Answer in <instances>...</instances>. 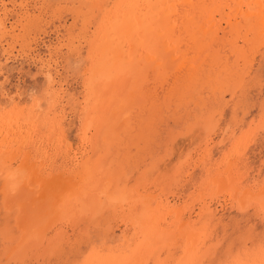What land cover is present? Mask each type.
Here are the masks:
<instances>
[{"label":"rangeland","instance_id":"obj_1","mask_svg":"<svg viewBox=\"0 0 264 264\" xmlns=\"http://www.w3.org/2000/svg\"><path fill=\"white\" fill-rule=\"evenodd\" d=\"M134 1L0 0V264H264V23L242 53L212 49L205 61L180 39L172 58L155 41L137 83L91 82L101 37ZM181 73L190 94L163 97ZM23 149L42 178L72 177L82 200L68 189L58 214L10 209L4 175ZM154 219L169 234L153 244L143 225Z\"/></svg>","mask_w":264,"mask_h":264},{"label":"bare ground","instance_id":"obj_2","mask_svg":"<svg viewBox=\"0 0 264 264\" xmlns=\"http://www.w3.org/2000/svg\"><path fill=\"white\" fill-rule=\"evenodd\" d=\"M141 1H143V0H141ZM137 3H138V0L137 1L135 0L131 4L136 6ZM261 3H262V0H144L143 2H141V4H138V6H136L135 8H131L129 15L127 14V12L124 11L126 9L123 8L122 9L123 11L121 10L120 13L123 14L122 16L124 18L126 17V19L123 21L124 18L122 17L121 21H117L118 24H115L116 26L114 27L115 31L113 32V30H111L113 33L110 31L107 34L108 37L107 36L101 37L102 41H101V39H100V41L102 42V44L99 40L97 41L98 43L100 42V45L98 46V48L96 50L97 58L93 62L92 73H91L92 78L91 79L89 78V79L91 82L94 81V83H95L96 81L97 82L101 81L102 78L117 79L118 77L125 76V77H130V79H131L130 81L133 80L132 81L133 84H135L134 83L135 81L137 83V79H138V74H137L138 69L137 68H142L145 71L148 70L149 58L151 55L155 54L156 47H154V48L151 47L152 53H151V51L147 50V48L149 49L150 46L153 45L151 43H154L155 41H159L160 44L157 43L158 45H161L165 41L164 45H167V47H170L168 49V52L171 54L172 58L175 57V55H176V57H178L177 54L178 53L181 54V51L183 50V49L181 50L182 47L181 48L179 47L181 45L180 43L182 42L180 39L185 41V43H186L185 45L187 47V50L188 49L192 50L196 47V49L198 51L197 57H199V59L205 60V61H206V57L208 56L207 52L211 51L212 49H216V50L220 51L221 53H226L229 50L234 51V52L237 51L238 53H242L244 51V48H246L248 43L250 42V40L248 39L249 37L247 35L252 34V33L258 35V33L261 31V30L259 31V28H261V26L264 23V19H263L262 13H261V11H262L261 9H263L262 6H260ZM216 8L219 9L220 12L222 11L221 16L226 15V17L228 16V18L224 17L221 19L219 17L221 20L217 21L216 17L212 16L215 14L214 11ZM217 9H216V11H217ZM212 17H213V20H211ZM237 20H239V22ZM231 21H235V23H233ZM225 22L228 24L227 28L223 27V24ZM228 29L230 30V32L227 31ZM5 30L7 31V29H5ZM249 32H251V33H249ZM206 34L208 35V37H206ZM241 41L244 42L243 45L240 43ZM255 41H256V39H255ZM111 44H112V46H111ZM253 44H255V43H253ZM94 49H95V47H94ZM108 50H109L110 54H108ZM251 50H252V48H251ZM237 52L235 53V55L237 54ZM101 53H103V55H101ZM144 53L147 56L148 55L149 56L147 58L144 57ZM163 54H164V52H163ZM185 54H187V53H185ZM252 54H254V52ZM194 56H195V53H194ZM163 57H165V55H163ZM103 58H105V59H103ZM102 59L104 61H99ZM160 59H162V58L159 57L158 61ZM179 61H181V60H179ZM190 61H191V59H190ZM100 62H102V63H100ZM181 62H183V61H181ZM249 62H252V61H249ZM193 64L194 63H192V65ZM128 65H130V66L127 67ZM160 65H162V64H160ZM166 65H167V63H166ZM174 65H173V67H175ZM196 65H197V63H196ZM176 67H178L177 64H176ZM199 67H200V65H199ZM219 67H220V65H219ZM181 68H183V67H181ZM174 69H176V68H174ZM195 69L196 68H194L193 70H195ZM205 69H206V67H205ZM149 70H150V68H149ZM167 70H168V68H167ZM175 71H177V70H175ZM183 72H184V70H183ZM185 72H187V71H185ZM201 73H202V71H201ZM166 74H170V73H166ZM181 74L182 75H180L177 78H176V76H174V77L171 76V78H173V80L177 84L178 83L179 84L174 85V86L171 85L172 87H170V90H166L163 93V95H162L163 97H166V95L168 93L169 94L172 93L174 95L172 97L173 99L175 98L176 95H180V97H183V95L185 96V94H186V96H188V94H190V93L186 92L188 90V86H190L189 83H191V82H189L190 78H188V81H183V83H182L181 80H183V77L185 76V74L184 73H181ZM187 75H188V73H187ZM51 77H49V78H51ZM168 77H169V75H167L165 80H168ZM150 78H152V77H150ZM118 79H120V78H118ZM52 81H54V80H52ZM164 83H166V82L164 81ZM170 83H173V82H170ZM156 84L157 83H155V85ZM162 85H163V82H162ZM169 85L166 86L167 89H169ZM49 87H50V85H49ZM51 87H53V86H51ZM49 89H51V88H49ZM154 89H157V88H154ZM157 93H159V92H157ZM169 94L167 96H169ZM169 97H171V96H169ZM176 97H179V96H176ZM180 97L177 99H180ZM166 98H168V97H166ZM163 100H164V98H163ZM156 103L158 104V102H156ZM161 107H162V105H161ZM157 118H158V116H157ZM151 119H153V118H151ZM23 125H26V124H23ZM138 127H142V126H138ZM6 128H8V127H6ZM14 128H15V126H14ZM135 128L137 129V127H135ZM20 130L22 131V128ZM146 130H149V129H146ZM28 131L29 130H27L26 132H28ZM140 131H143V130L140 129ZM1 134H2V132H1ZM20 134H22V132H20ZM14 136H13V138H14ZM26 136H28V135H26ZM2 137H3V135H2ZM19 137H21V136H19ZM14 139H16V138H14ZM31 139H32V137H31ZM15 142H17V141H15ZM26 143H29V142H26ZM0 144H1V142H0ZM22 145L24 146L25 144H22ZM1 147H4V146L1 145ZM41 153H43V152H41ZM41 153H40V155H41ZM11 157H14V156H11ZM45 157L46 156H44V157L42 156L39 160V161H41V166L44 168H45V165L47 163V161L45 160ZM10 161H12V160H10ZM16 162H20V167L15 169V170L6 172V174L5 175L3 174V175H4L5 180H6V184H5L6 185V191L9 195V198L12 201V204L11 203L9 204V208L11 209V208L19 207L18 210L20 209V217L23 218L25 216V214H23L24 209L22 210V208H24V207L29 208V206H31V208L33 209V212H31L30 215H37L38 217L39 216L41 217V216H44L46 213H50V212H54L55 214H58V212H57L58 208H56L57 202L60 200H63L64 194H66V191L68 189H69L68 192L72 191L70 193V195L74 196L77 199V201L82 200L81 199V196H82L81 191L82 190H80V191L78 190L77 184H76V182L73 181L72 177H69L67 180L64 179L63 175L62 176L61 175L55 176L54 178L51 177L52 178L51 180H46V179L42 178V176H40L38 171L34 168L35 166L30 162L28 154L26 153V151L24 149L21 152V154L19 155V157L17 158ZM4 163H7V162H4ZM0 170L4 171L1 163H0ZM226 170H229V169H226ZM229 177L233 178L231 175ZM27 178H29V180H30L29 183L27 182ZM212 181L217 183L218 179L216 178ZM222 183L223 182L221 180V182L218 183V187H219V185L223 186L224 183L223 184ZM36 185L40 187L39 192L33 191ZM221 189H222V187H221ZM248 193L249 192L246 191V194H248ZM38 196H40V197L38 200H36L38 198ZM263 196H264V193H263ZM253 198H254V196H253ZM63 201H61V202H63ZM242 201H243V199H242ZM27 202H31V204L26 205V204H28ZM112 202H113V200H112ZM143 202H144V200H143ZM260 204H262L261 205L262 210L264 211V198L262 199V203H260ZM49 207H51V209ZM115 207H116L115 209L117 211L119 210L120 212H122L123 218H126L128 220L133 218V212L131 210L126 212L127 211L126 210V204L124 203V201H117L115 203ZM48 208L50 209V211L48 210ZM27 216H28V218L30 217L29 213H27ZM53 217H54V215H53ZM57 217H58V215H57ZM54 219L55 218H53V221H55ZM57 220H58V218H57ZM132 221L134 222L135 225L140 224V222H138L135 219ZM33 222H35V221H33ZM146 227L147 226L143 225V232L146 234L149 241H151V243H153V244L156 243L155 238L157 239L160 236H163L165 234H169V231H166V230H164L166 232L161 233L162 231L160 228V224L156 219L153 220V223L150 227L148 226L147 229H146ZM167 236H169V235H167ZM29 237H31V236L29 235ZM188 237L190 238L189 240L192 239L191 236H188ZM162 243H164V241Z\"/></svg>","mask_w":264,"mask_h":264}]
</instances>
